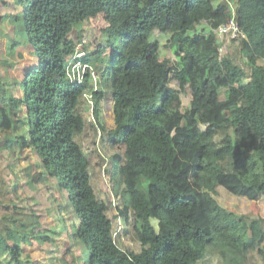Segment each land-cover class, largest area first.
<instances>
[{"label": "trees", "instance_id": "obj_1", "mask_svg": "<svg viewBox=\"0 0 264 264\" xmlns=\"http://www.w3.org/2000/svg\"><path fill=\"white\" fill-rule=\"evenodd\" d=\"M232 17L245 36L222 52L215 30ZM8 18L0 264H37L24 244L56 236L59 264H202L218 248L239 255L233 264H264V215L218 198L264 199V0H0V23ZM92 20L103 25L89 36ZM85 37L79 82L68 66ZM93 70V124L122 227L95 189L98 149L91 157L80 141ZM30 157L40 170L19 177ZM126 228L137 247L117 244Z\"/></svg>", "mask_w": 264, "mask_h": 264}, {"label": "rangeland", "instance_id": "obj_2", "mask_svg": "<svg viewBox=\"0 0 264 264\" xmlns=\"http://www.w3.org/2000/svg\"><path fill=\"white\" fill-rule=\"evenodd\" d=\"M103 25L101 20L95 21H86L82 24V28L87 30V33L89 36H94L99 33L100 26ZM14 29L13 24L11 23V18H8L7 20L3 21V23H0V61L1 60H12V57L10 56V44L9 37L7 36L8 33ZM233 44L231 43V40H228L227 42H224L221 47V51L225 52L230 50L231 46ZM235 46V45H233ZM164 55H170L173 57V53L171 51L170 47L164 46ZM243 61V60H242ZM264 63V61H263ZM2 68L5 67L4 64H0ZM5 78L9 80V76L6 75ZM91 82H90V88L86 91V97L87 100L86 103L82 106V113L84 115V118L86 120V128L84 130V133L80 135V141L82 143V146L87 154H89L92 157V153L94 154V148L96 147L98 149V157L94 156L93 161V169L92 175H93V182L95 184V189L97 193L99 194L100 198L106 201H111L114 210L118 213V220L117 225L118 227H122L123 225H126L125 221V213L120 211L117 207V199L112 193L110 184L108 182V172L107 168L105 170L104 163V152L105 149H103L100 146L99 142V134H97L95 126L93 124L94 117L92 114V109L94 107L95 100L92 97V90H95L99 87L100 84V76L95 72L94 70L91 73ZM105 86V83H104ZM183 100L186 106L190 105V93H186L183 96ZM105 109H107L106 106H104ZM28 123H26L23 127L18 126L15 128V130L12 133V136H16L18 134H27L28 133V127H26ZM90 157V158H91ZM31 160L33 157H30ZM31 160L22 159L20 165L16 166L15 171L19 174V177L21 176H31V174L34 171L40 170V165L38 162L31 163ZM194 158L191 157H184L183 161L184 164L189 166V164L194 162ZM26 178V177H25ZM27 181V184L29 187L34 188V183L31 180L25 179ZM24 182V181H22ZM46 183H48L47 180H45ZM218 198L224 202L225 204L229 205L235 210L242 211H251L254 210L255 212L260 213L261 215H264V199H259L255 202L248 200L244 197H238V198H230L229 196L225 195V191L221 190L218 193ZM116 220V219H115ZM153 225L158 229V221L156 219H152ZM64 239V238H63ZM62 238L60 236H56L54 241L47 244H42L41 246H30L24 244L25 251L32 253L33 259L38 264L39 262L37 260L44 259L46 260L47 264H59L61 261L60 255L63 254L61 249L59 248L60 245H62ZM117 244L122 248H135L139 244L138 242L128 233L127 228L125 231L121 230V235H117L116 238ZM264 248V243H263ZM239 257L237 253L232 251L229 248H218L214 253L209 254L204 260L202 264H233L234 259Z\"/></svg>", "mask_w": 264, "mask_h": 264}, {"label": "built area", "instance_id": "obj_3", "mask_svg": "<svg viewBox=\"0 0 264 264\" xmlns=\"http://www.w3.org/2000/svg\"><path fill=\"white\" fill-rule=\"evenodd\" d=\"M216 33L218 38L221 41H238L245 36L244 32L241 30L239 24L237 23L236 19L232 17L228 22L222 23L216 28ZM89 42L88 38H83L80 43H78L76 53L73 56V59L70 60L68 69L70 71V76L73 80L78 78L77 81H81L82 75L85 72L86 65L82 63L81 60H78L80 56L85 54L84 45H87ZM83 72V73H82ZM82 73V75H81Z\"/></svg>", "mask_w": 264, "mask_h": 264}]
</instances>
